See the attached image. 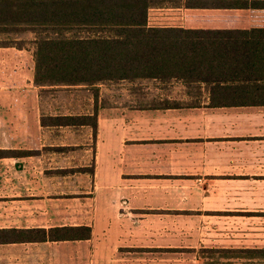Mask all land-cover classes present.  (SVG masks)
I'll return each mask as SVG.
<instances>
[{
  "label": "crops",
  "instance_id": "0c3cea01",
  "mask_svg": "<svg viewBox=\"0 0 264 264\" xmlns=\"http://www.w3.org/2000/svg\"><path fill=\"white\" fill-rule=\"evenodd\" d=\"M152 1L150 26L249 37L215 91L154 80L168 105L44 111L31 52L0 46V229L91 230L0 242V264H264V0ZM94 110L95 136L40 134Z\"/></svg>",
  "mask_w": 264,
  "mask_h": 264
},
{
  "label": "trees",
  "instance_id": "16d2710c",
  "mask_svg": "<svg viewBox=\"0 0 264 264\" xmlns=\"http://www.w3.org/2000/svg\"><path fill=\"white\" fill-rule=\"evenodd\" d=\"M152 3L0 0V36H5L0 46L24 48L17 35L34 34L33 79L41 90H98L107 83L177 80L188 85L204 82L215 91L219 80L232 71L231 60L246 50L234 44L249 37L232 31L150 26L147 17ZM153 104L169 103L152 99L146 105ZM210 104L222 102L212 93ZM50 119V124L84 122L96 134V110L92 116ZM90 233V227L84 225L0 229V242L87 239Z\"/></svg>",
  "mask_w": 264,
  "mask_h": 264
},
{
  "label": "rangeland",
  "instance_id": "374dc122",
  "mask_svg": "<svg viewBox=\"0 0 264 264\" xmlns=\"http://www.w3.org/2000/svg\"><path fill=\"white\" fill-rule=\"evenodd\" d=\"M16 36V35H12ZM18 39L24 41V46L31 52L33 58L34 47L31 43L33 40V33H19ZM5 36H0V41ZM23 43V42H22ZM34 64V59H33ZM34 66V65H33ZM153 82H119V83H107L100 85L98 90L86 89V88H70V89H55V90H40L39 102L42 106V110H56V111H75L84 112L91 109L94 103L93 99H96V106L101 105H132L142 106L148 104L156 95ZM95 94V96H94ZM93 101V102H92ZM95 106V107H96ZM89 117H84V120ZM42 123L53 122L49 117H42ZM66 122V121H65ZM40 134L42 135H57V136H76L91 137L93 135L92 128H72V127H42ZM92 143V141L90 142ZM90 155L92 152L90 151ZM86 160V161H85ZM82 159V165H90L91 161L89 157ZM82 170H89L91 166H82ZM79 240V239H77Z\"/></svg>",
  "mask_w": 264,
  "mask_h": 264
}]
</instances>
